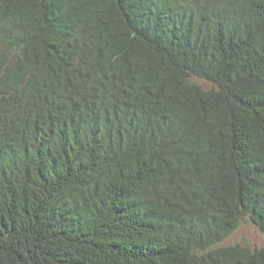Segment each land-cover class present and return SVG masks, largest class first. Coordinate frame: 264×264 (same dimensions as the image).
Here are the masks:
<instances>
[{
	"label": "trees",
	"instance_id": "obj_1",
	"mask_svg": "<svg viewBox=\"0 0 264 264\" xmlns=\"http://www.w3.org/2000/svg\"><path fill=\"white\" fill-rule=\"evenodd\" d=\"M243 220L264 0H0V264H264Z\"/></svg>",
	"mask_w": 264,
	"mask_h": 264
},
{
	"label": "rangeland",
	"instance_id": "obj_2",
	"mask_svg": "<svg viewBox=\"0 0 264 264\" xmlns=\"http://www.w3.org/2000/svg\"><path fill=\"white\" fill-rule=\"evenodd\" d=\"M206 89H211L212 85L206 82H201ZM247 245L253 249L264 248V232L260 231L250 222L243 220L239 227L219 246L230 245Z\"/></svg>",
	"mask_w": 264,
	"mask_h": 264
}]
</instances>
